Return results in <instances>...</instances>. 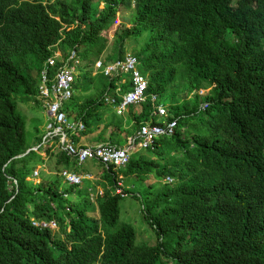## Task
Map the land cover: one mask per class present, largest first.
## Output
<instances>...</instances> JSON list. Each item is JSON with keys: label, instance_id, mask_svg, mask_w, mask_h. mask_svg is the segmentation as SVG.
<instances>
[{"label": "trees", "instance_id": "1", "mask_svg": "<svg viewBox=\"0 0 264 264\" xmlns=\"http://www.w3.org/2000/svg\"><path fill=\"white\" fill-rule=\"evenodd\" d=\"M129 7L130 0H0V264H264V0H136L129 26L118 23L108 42L116 11ZM127 39L139 44L130 53L147 72L146 92L166 91L171 100L178 91L210 87L207 109L181 132L156 137L150 157L138 149L123 167L101 164L109 186L101 182L93 202L90 185L79 189L60 175L76 165L64 151L48 163L53 175L34 182L33 153L41 148L48 156L57 138L43 142L45 129L37 134L34 124L36 144L28 145L16 100L44 111L37 97L44 61L59 47L51 71L73 49L94 91L72 93L62 108L82 125L74 132L89 131L90 112L102 108L115 80L99 73L101 84H93L90 66L106 46L105 60L122 57ZM139 105L128 134L151 112L148 98ZM186 107L195 105L168 106L177 126ZM227 116L244 126L225 136L216 121ZM108 124L119 128L120 120ZM113 143L102 145L124 148ZM118 175L155 180L140 196L153 230L147 242L134 244L132 225L119 221L118 202L127 194L112 192Z\"/></svg>", "mask_w": 264, "mask_h": 264}, {"label": "rangeland", "instance_id": "2", "mask_svg": "<svg viewBox=\"0 0 264 264\" xmlns=\"http://www.w3.org/2000/svg\"><path fill=\"white\" fill-rule=\"evenodd\" d=\"M130 16V13H126L124 15V22L128 21V18ZM111 37V33H108V38ZM108 45V44H107ZM139 44H137L136 42H131L130 44H126V50L131 51L132 49L135 50L137 49ZM135 48V49H134ZM108 46H106L104 53L108 52ZM86 61H79V64L77 65L78 68H82L84 63ZM77 68V70H78ZM81 75V72H80ZM88 80L85 78H78L77 80L75 79V81L72 83V92L73 95L77 96V97H81L84 94H89L90 92H93L94 89L90 88L89 90H87V87L89 86V83L87 82ZM93 84L97 85V84H101V82L94 78L93 79ZM166 94V91L164 93L161 94V96L159 98H157V100L161 103H166L167 98L164 97ZM82 101V100H80ZM17 103V107L20 109L21 113L24 115L25 118V122L24 121V129H25V139H26V143L28 145H32V144H36V140L34 139V134L32 131V127L35 124L36 128H37V134H40L41 132H43L44 128H45V123H46V119H47V115L44 111H42L40 109V107L38 106H34L32 104L31 101H21L20 99L16 100ZM68 103V102H67ZM180 105L184 103L183 100H181ZM69 104V103H68ZM68 108H70V106H67ZM113 106L109 103H105L101 109H97L96 111H91L90 114L92 117H90L89 120V131L85 132V133H81L80 131H73L71 133V136H73L76 140V142L78 143H86V142H93V143H101L103 141H105V139L103 138L104 135L99 136V134H95L94 133V125L96 124V122L94 123V119L93 116L94 115H98L99 114V121L98 124L102 125L104 121L109 122L114 113H113ZM102 109H104V111H102ZM19 111V110H18ZM103 114V115H102ZM102 115V117H101ZM29 117H32L29 119ZM69 119H71V117H69ZM29 120V121H28ZM127 128L130 127V124H126ZM102 129V128H101ZM127 132L122 131L120 134H124ZM70 136V135H69ZM124 137H120V135L115 138V137H111V141L114 140V143L117 145H121L124 143ZM55 142V141H54ZM140 151L147 155V157H150V155L152 154V152L149 149L143 150L140 149ZM59 153V148H58V144L54 143V145L52 146L51 152L48 156H46V154H44L43 150L40 148L38 150H36V152H34L33 154V158L34 160L31 161L29 164L34 163V170H36L37 175L34 178V182H37L39 179L46 178L49 175H53V171H51L53 164H48L50 162H54V160L57 157V154ZM263 155H264V150H263ZM70 159H68V162L70 163ZM61 167V165H60ZM74 169H70L72 172H74L77 175H83L84 174H90L91 175V179L93 178H97L96 181H100V179L98 178H102V174H103V170L101 168L100 165H97L95 162H93L90 159L85 160L84 162H82L79 165H75ZM41 172V173H40ZM43 172V173H42ZM152 176H148L146 178V180L143 181H138V177H124L125 179L121 180V185L122 187H126V188H130L133 191V194L138 196V197H129L126 196L123 199H120L118 202V208H119V214H118V218L119 221H125L129 224L132 225L133 227V237H134V244L139 243V242H147L149 240H151L153 238V230L151 229V227L147 224V222L142 218V210H141V202H140V196L142 197V191L143 188L145 187V183H154V179L151 178ZM134 178V179H133ZM149 181V182H148ZM170 182V181H169ZM89 181L86 179H81V182L79 184H75L77 188L79 189H85L84 186H89L88 185ZM73 185V187L75 186ZM64 188L67 190V192L71 191V187L68 184H64L63 185ZM88 193H90V190H87ZM74 196L73 193H70L69 195ZM144 197V196H143ZM142 197V198H143ZM92 201V200H90ZM93 202V201H92ZM95 211V210H94ZM49 227H51V229L53 230V232L56 230V227H54L51 222L48 224Z\"/></svg>", "mask_w": 264, "mask_h": 264}, {"label": "built area", "instance_id": "3", "mask_svg": "<svg viewBox=\"0 0 264 264\" xmlns=\"http://www.w3.org/2000/svg\"><path fill=\"white\" fill-rule=\"evenodd\" d=\"M73 53H71L72 55ZM133 59L126 58L123 62H115L114 65H106L103 69L104 74L110 73L115 68L122 70H129L132 68ZM47 66H51L54 63L53 58L46 60ZM96 68H101L100 62L95 63ZM71 81L72 71L71 68L61 66L53 71L51 76L48 75L46 69H42L40 72V83L38 85V96L42 102L43 109L47 115L45 124V134L42 137L43 142L57 138L58 148L64 151L66 155L74 157L77 163H82L85 159H94L104 166H121L124 165L127 160V154L124 150L119 148H113L104 146L102 144L94 147L77 148L66 137V130L74 128L72 122H70L64 111L60 109L61 103L70 97L71 93ZM145 84L140 77L133 72L132 87L123 96L121 103L118 106L117 112H119L124 105L142 100V91ZM159 114H163L164 110L160 107L157 108ZM174 121L167 124L156 125H141L136 134L138 139L137 145L139 147H148L152 144V140L155 136L160 134H171L173 131ZM79 128L82 126L79 125ZM33 174H36L34 171ZM61 176L68 184H76L80 181V176L67 171H61ZM114 189L115 193L120 195L122 190L119 187V182Z\"/></svg>", "mask_w": 264, "mask_h": 264}, {"label": "clouds", "instance_id": "4", "mask_svg": "<svg viewBox=\"0 0 264 264\" xmlns=\"http://www.w3.org/2000/svg\"><path fill=\"white\" fill-rule=\"evenodd\" d=\"M134 1H136V0H130V7L126 10V11H123V12H120V11H116V13H115V18H114V21H113V23H112V29L109 31L110 33H111V37H112V31H113V29L115 28V26L116 25H118V23H120V22H123V23H125L126 25H127V27L129 26V23H128V21H129V19L132 17V15H133V7L132 6H134ZM103 6V2H98V8H101ZM130 13V16H129V18H128V21L127 22H124L123 20H122V18H121V16L122 15H125L126 13ZM109 32H107V37H108V33ZM172 35H173V33L171 34V37H172ZM111 37L110 38H108V42H110V40H111ZM207 39L209 38V36H207L206 37ZM130 44L131 42H130V39H127L126 41H125V53L123 54V56L122 57H120V58H116V59H113V60H105V58H104V56H105V53H104V51L97 57V58H95V59H93V62H92V64H91V66H90V72L91 73H93V75H97V74H99V73H101V75L102 76H105V77H107V78H114L115 80H116V76L119 74V73H127L128 74V77H127V80H128V89L126 90V91H124L123 93H120L121 94V96H120V98H119V100L117 101V100H115L114 98H112L111 96H109L108 94H107V92L105 93L106 95H107V97H106V99H105V103H109V104H111L112 106H113V108L115 109V112H116V114H121L122 112H124L125 111V109H127L126 107H129L130 105H134V104H138V103H141L145 98H148V100L150 101V103H151V112H150V114H149V117L147 118V119H145L144 121H142V122H140L139 124H138V126H137V129H136V131L129 137V141H130V143H132V144H135V145H137V142H138V137H137V134H136V132H137V130H138V128L141 126V125H143V124H146V125H152V124H156V125H162V124H167V123H169V122H171V121H174V126H173V131H172V133L171 134H160V135H157V136H155L154 138H153V140L156 138V137H158V136H170V135H172L173 134V132H175V131H180L181 132V130H183L184 128L186 129L187 127H188V125H189V122L191 121V120H193L194 118H191L190 116H192V115H197V116H199L202 112H204L206 109H207V107H208V103L210 102V98L208 97L209 96V88L210 87H197V88H193V89H191V90H184V91H178L177 92V94H176V96H175V103H174V101H171V103H169L168 105H166V104H163V103H161V102H159L158 100H157V98H159L160 96H161V94L162 93H164V92H161V94H157V93H148V92H146V89H147V84H148V79H147V72L146 71H143L141 68H140V66H139V62H138V59L134 56V55H132L131 53H130V51H128V50H126V44ZM263 44V46H264V42L262 43ZM54 46H55V48H54V50H53V52H52V54L50 55V56H48L46 59H45V61H44V65H43V67H42V69H46V72L48 73V75L49 76H51V74L53 73V71L55 70V69H57V68H59V67H61V66H66V67H68V68H71V71H72V81H71V85H72V83L74 82V80L76 79H78V78H80L81 77V75H80V72H81V69H85L86 68V65H85V63H84V65H83V67L82 68H78L77 67V65L79 64V61H81L79 58H78V56H77V52L75 51V50H70L69 51V53H68V55L67 56H65L64 58H62L63 60L60 62V65H58L56 68H54L53 70H51V71H48V67L49 66H47V63H46V60L48 59V58H53V60L56 58V57H61L62 56V51L59 49V47H56V45L54 44ZM71 53H73L72 55H71ZM126 58H131V59H133V62H132V68L131 69H129V70H122V69H119V68H115L114 70H112L110 73H108V74H104V71H103V69H104V67L106 66V65H114L115 64V62H123ZM96 62H100V64H101V68H96V66H95V63ZM54 63H55V60H54ZM54 63H53V65H54ZM53 65H51V66H53ZM77 68H78V70H77ZM41 69V70H42ZM133 72L134 73H136V75L138 76V77H140L141 78V80L144 82V84H145V86H144V88H143V91H142V100L141 101H137V102H132V103H129V104H126V105H124V107L119 111V112H117V109H118V106H119V104L121 103V100H122V96L127 92V91H129L130 89H131V87H132V76H133ZM126 81V80H125ZM40 83V82H39ZM39 85V84H38ZM169 90H172V88L170 87L169 88ZM168 90V91H169ZM71 94H72V86H71V93H70V96H71ZM166 94H167V92H166ZM165 94V95H166ZM160 95V96H159ZM37 97L39 98V96H38V86H37ZM69 99V98H68ZM181 100H183L184 101V103H183V106H186V104H188V106H190V105H195V107L194 108H191V109H193V110H191L190 108H187L188 109V111H187V113H186V115H185V117H186V121H185V123L184 124H181V126H177V121H178V118H179V116L178 117H171V118H169L168 116V106L170 105V104H180L179 102L181 101ZM66 101V100H65ZM64 102V101H63ZM62 102V103H63ZM62 103H61V106H60V109L62 110V111H64L65 112V114H66V117H67V119L70 121V122H72L73 123V125H74V128L73 129H70V130H66V133L68 132V131H74V129H81V128H79L78 126L79 125H81L80 123H76V122H74L73 120H71V119H69V117L67 116V112H66V110H64L63 108H62ZM43 106V105H42ZM158 107H160V108H162L163 110H164V113L163 114H159L158 112H157V108ZM45 112V111H44ZM243 116L244 115H241V116H239L241 119L243 118ZM152 119H155V121H152ZM47 120V119H46ZM46 124V123H45ZM187 124V125H186ZM216 125H218L219 127H221V129H222V131L224 132L223 133V135H225L226 136V134H233L234 133V130H238V129H241V126L243 125L244 126V123L241 121V120H236L234 117H232V116H227L226 118H220V119H217V121H216ZM82 126V125H81ZM45 129V128H44ZM44 136V135H43ZM68 139H69V135H68ZM153 140H152V144L150 145V146H148V147H139L138 145H137V147L139 148V149H152L153 148ZM51 141H52V139H51ZM69 141H70V139H69ZM71 142V141H70ZM57 143V142H56ZM72 143V145H74L75 147H77V148H84V147H94V146H96V145H94V146H77L76 144H74L73 142H71ZM102 144V143H101ZM97 145H99V144H97ZM43 146H45L44 145V143H43ZM36 148V146L35 147H32V148H29V149H35ZM29 149H26L27 151L29 150ZM119 149H122V150H124L125 151V153L127 154V157H128V150H126L125 148H119ZM25 150V151H26ZM60 150V149H59ZM263 150H264V147H262L261 149H260V151H259V153H260V156H262V158H263V160H264V155H263ZM26 151V152H27ZM85 160H87V159H85ZM84 160V161H85ZM91 160H94V159H91ZM83 161V162H84ZM94 161H96V160H94ZM76 162V161H75ZM98 162V161H97ZM98 163H100V162H98ZM76 164H81V163H77L76 162ZM100 164H102V163H100ZM103 165V164H102ZM125 165V164H124ZM124 165H121L120 167H122V166H124ZM104 166V165H103ZM104 167H106V166H104ZM116 167V166H115ZM117 167H119V166H117ZM36 172V170H33L32 171V175L33 176H36L37 175V172H36V174H33V172ZM61 171H66V170H61ZM61 171H60V175H61ZM68 172V171H67ZM73 174H75V173H73ZM75 175H77V174H75ZM78 176V175H77ZM81 179L82 178H80V181L78 182V183H76V184H79L80 182H81ZM163 180L164 181H166V182H169L170 181V179L169 178H163ZM65 182V181H64ZM117 182H119V187L121 188V190H122V194H127V196H129L130 195V193H129V191H127V190H125V189H127L126 187H122V185H121V179L119 178V177H117L116 176V180H115V183H114V186H113V189H112V192H114V189H115V187L117 186ZM67 183V182H66ZM73 185V184H72ZM75 185V184H74ZM97 192L98 191H95V195L97 194ZM115 193V192H114ZM116 194H118V193H116ZM120 195V194H119ZM95 197V196H94ZM89 198H90V195H89ZM42 225H44V223H41ZM49 224V223H48ZM51 224L53 225V223L51 222ZM54 226V225H53Z\"/></svg>", "mask_w": 264, "mask_h": 264}, {"label": "crops", "instance_id": "5", "mask_svg": "<svg viewBox=\"0 0 264 264\" xmlns=\"http://www.w3.org/2000/svg\"><path fill=\"white\" fill-rule=\"evenodd\" d=\"M90 74H91V76H93V73H91L90 72ZM95 77H96V75H94ZM127 77H128V74L127 73H119L117 76H116V80H113V84H112V86L114 87L112 90H111V93H109V92H107V94L109 95V96H111L112 98H114L115 100H116V98H120V96H121V94L120 93H123L124 91H126L127 89H128V80H127ZM96 79H97V77H96ZM126 80V81H125ZM75 81V80H74ZM91 88H93V87H91ZM94 89V88H93ZM73 93V92H72ZM169 93H167L164 97H166L167 98V100H166V103H163V104H166V105H168L169 103H171V101H174V103H175V98H173V99H171V100H169V95H168ZM106 97H107V95L104 93V101H105V99H106ZM105 104V103H104ZM140 103H138V104H134V105H130V106H132V113L131 114H129L128 113V108L129 107H126L127 109H125V111L124 112H122L121 114H116V112H115V109L113 108V113H114V115H113V117L114 118H116V119H118V120H120V124L118 125L119 126V128L117 127V126H115L117 129H120V130H124L125 132H127V133H124V134H120V137H124L125 139H124V143L123 144H119V145H117V144H112V145H117V146H121V147H124L126 150H128V152H131V151H134V150H138L139 148L137 147V145H135V144H132V143H130V141H129V137L136 131V127H134V129H133V133L132 132H130V134H128V129L129 130H131V128H133V124H134V117L139 113V111H140V105H139ZM102 111H104V109H102ZM67 112V114H68V111H66ZM124 113V114H123ZM103 115V114H102ZM134 115V116H133ZM112 117V118H113ZM143 120V119H142ZM98 121L99 120H97L96 121V125L94 126V133L95 134H99V136H101V135H104L103 136V138L105 139V141H103V142H101V143H109L110 144V137H109V132H111L115 127L114 126H112L111 124H108L105 128H104V126H103V124L104 123H107V121H104L103 122V124L102 125H99L98 124ZM141 122V121H140ZM139 122V123H140ZM126 124L128 125V124H130V127L129 128H127V126H126ZM138 126V125H137ZM102 128V129H101ZM122 132V131H121ZM68 135H70V133L69 132H67L66 133V137L68 138ZM101 143H93V142H86V143H78V142H76L75 141V144L77 145V146H94V145H97V144H101ZM60 151V150H59ZM91 160V159H90ZM93 162H95L97 165H100L101 166V164L100 163H98L97 161H94V160H92ZM76 165H79V164H76ZM103 166V165H102ZM104 167V166H103ZM123 167V166H122ZM61 170H65V169H61ZM66 171H68V172H70V173H74V172H72L71 170H66ZM103 175H104V173L102 174V178H98V179H100V181H96V179L97 178H93V179H91V175L90 174H84V176L83 175H78V176H80V178H83V179H86V180H88L89 181V183H88V185H90L86 190H90V187H92L93 186V188H94V190L93 191H91L90 193H88V196L90 195V200H93V198H94V196H95V191H98V190H100L99 189V187H100V184H101V182H104V184H105V186L106 187H108L109 185L108 184H106V182H105V180L103 179L104 177H103ZM117 177H119L121 180H122V177L120 176V175H118ZM130 177V176H129ZM146 184V183H145ZM85 188H86V186H84ZM101 188V187H100ZM110 188V187H109ZM108 188V189H109ZM110 191V190H109ZM88 192V191H87Z\"/></svg>", "mask_w": 264, "mask_h": 264}, {"label": "water", "instance_id": "6", "mask_svg": "<svg viewBox=\"0 0 264 264\" xmlns=\"http://www.w3.org/2000/svg\"><path fill=\"white\" fill-rule=\"evenodd\" d=\"M26 151H27V150H26ZM26 151H25V152H26ZM18 156H20V155H18Z\"/></svg>", "mask_w": 264, "mask_h": 264}, {"label": "bare ground", "instance_id": "7", "mask_svg": "<svg viewBox=\"0 0 264 264\" xmlns=\"http://www.w3.org/2000/svg\"><path fill=\"white\" fill-rule=\"evenodd\" d=\"M124 114V113H123Z\"/></svg>", "mask_w": 264, "mask_h": 264}]
</instances>
